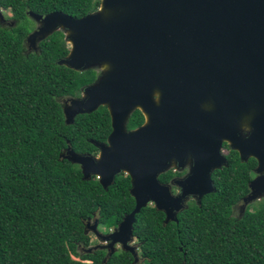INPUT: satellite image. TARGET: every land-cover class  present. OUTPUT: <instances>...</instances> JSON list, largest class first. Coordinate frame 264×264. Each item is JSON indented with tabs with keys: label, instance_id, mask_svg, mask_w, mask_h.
Listing matches in <instances>:
<instances>
[{
	"label": "trees",
	"instance_id": "obj_1",
	"mask_svg": "<svg viewBox=\"0 0 264 264\" xmlns=\"http://www.w3.org/2000/svg\"><path fill=\"white\" fill-rule=\"evenodd\" d=\"M100 1L0 0L17 22L0 26V264H134L124 250L105 262V250L85 252L92 246L88 221L98 219L108 231L133 210L129 177L118 176L104 189L60 158L68 142L76 152L94 154L89 140H105L110 132L105 106L65 123L62 99L80 96L95 71L57 64L70 48L61 30L40 42L38 51L24 44L34 28L29 11L61 10L79 18ZM129 124H139L137 114ZM250 167L223 168L216 191L200 205L190 202L177 222L164 224L154 205L142 208L133 234L144 264H264V201L242 216L233 211L247 192Z\"/></svg>",
	"mask_w": 264,
	"mask_h": 264
},
{
	"label": "water",
	"instance_id": "obj_2",
	"mask_svg": "<svg viewBox=\"0 0 264 264\" xmlns=\"http://www.w3.org/2000/svg\"><path fill=\"white\" fill-rule=\"evenodd\" d=\"M28 16L36 23L24 41L28 51H38L40 42L61 30L70 48L58 65L79 72L102 70L94 83L82 89L81 97L61 102L67 125L78 115L105 106L113 130L107 142L89 140L99 149L98 156L76 152L68 142L60 158L78 165L83 180L97 177L104 189L121 172L131 177L133 210L107 233L99 230L98 219L88 221L85 233H93L98 243L85 252L106 250L105 262L120 246L136 264L140 257L133 229L142 208L154 205L164 213V224L177 222V215L188 208L186 195L198 193L195 201L200 205L203 195L216 191L206 173L202 181H193L191 176L176 181L181 192L173 194L170 185L157 179L168 168L166 157L157 163L153 155L145 157L140 146L144 128L127 130L132 111L152 102L154 82L174 72L178 77L182 66L197 55L202 59L205 54V75L210 82H238L241 88L238 110L243 136L233 147L243 161L256 159L260 174L249 184L243 208L264 198V0H101L97 10L79 18L61 10L44 15L29 11ZM194 46L197 52L190 51ZM188 72L187 77L202 78L203 65L198 69L189 63ZM147 116V127H151L154 120ZM167 147L164 143L163 153ZM210 160L211 173L222 163L228 165L219 145L212 149Z\"/></svg>",
	"mask_w": 264,
	"mask_h": 264
},
{
	"label": "flooded vegetation",
	"instance_id": "obj_3",
	"mask_svg": "<svg viewBox=\"0 0 264 264\" xmlns=\"http://www.w3.org/2000/svg\"><path fill=\"white\" fill-rule=\"evenodd\" d=\"M2 10L5 13H3L5 20L0 21V26L6 28L14 27L17 22L12 18V13L7 14L6 11L8 10ZM197 50V47L194 46L190 51L197 52ZM201 58L197 55L189 63H194L198 69L203 65L204 74L202 78L199 75L197 78L187 77L189 75L188 63L187 66H182L178 77H176L174 72L171 77L164 78L161 76L157 79L154 82L152 102H146L141 108H136L132 111L127 121V130L133 131L137 128H144V135L140 138V146L145 157L152 159L153 155L155 163L162 162L163 156L166 157L168 168L159 173L157 179L162 184L170 185V190L173 194L181 192L175 183L176 181H182L191 176L193 181L198 182L204 180L205 174L208 173L215 184L223 168L229 167L232 163L240 165L241 163L250 162L247 192L233 205L234 213L242 216L248 208L264 201V198L250 203L246 209L243 208L244 197L250 192L249 184L260 174L257 172V160L250 157L248 160L243 161L240 151L233 147L234 142L236 144L243 136L241 115L238 110L241 88L238 87V82H210L205 75V54ZM93 70L96 74V81L102 70ZM82 89L80 96L75 97L82 96ZM136 114L139 118V124L132 127L129 122L132 116ZM147 115H150L154 120V125L151 127H147ZM112 130V118L110 115L109 134H111ZM108 136L105 140H93L107 142ZM164 143L168 144V147L163 153ZM218 145L219 152L225 157L228 165L222 163L220 168L215 169L211 173L209 166L211 164L212 149H216ZM95 148L94 154L98 156L99 149L96 146ZM121 175L129 177L131 188V177L127 173L121 172L116 178ZM95 178L98 180L97 177ZM206 195L208 194L203 195L201 198ZM198 197V193L186 195L185 198L189 199L188 206L190 202L195 201ZM114 228L111 227L108 231L105 229L103 232H111ZM93 236L97 239L94 234ZM134 242L138 246L139 251V242L136 240ZM118 250H121L120 246H118ZM105 252L107 253L106 250ZM140 259L139 261L141 262Z\"/></svg>",
	"mask_w": 264,
	"mask_h": 264
},
{
	"label": "rangeland",
	"instance_id": "obj_4",
	"mask_svg": "<svg viewBox=\"0 0 264 264\" xmlns=\"http://www.w3.org/2000/svg\"><path fill=\"white\" fill-rule=\"evenodd\" d=\"M4 13V12H3ZM6 13L7 14H10V11L8 10V11H6ZM5 14V13H4ZM33 25H34V27H35V25H36V23L33 21ZM260 203V202H259ZM259 203H256V204H254L253 206H252V209H253V207L254 206H256L257 204H259ZM99 230L101 231V232H103L104 230H105V226H103V225H100L99 226ZM89 235H90V238H91V245H95L96 244V242H97V239H95L94 238V236H93V234L90 232L89 233ZM139 252V251H138ZM140 253V252H139ZM140 258H142L141 256H140ZM141 260V262L139 261V263L138 264H144V260L143 259H140Z\"/></svg>",
	"mask_w": 264,
	"mask_h": 264
}]
</instances>
